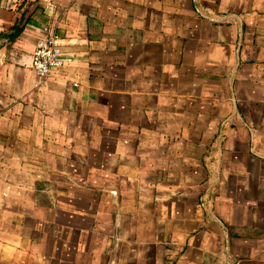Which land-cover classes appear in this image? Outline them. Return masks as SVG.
<instances>
[{
    "label": "crops",
    "instance_id": "1",
    "mask_svg": "<svg viewBox=\"0 0 264 264\" xmlns=\"http://www.w3.org/2000/svg\"><path fill=\"white\" fill-rule=\"evenodd\" d=\"M0 35V264H264V0H0Z\"/></svg>",
    "mask_w": 264,
    "mask_h": 264
},
{
    "label": "built area",
    "instance_id": "2",
    "mask_svg": "<svg viewBox=\"0 0 264 264\" xmlns=\"http://www.w3.org/2000/svg\"><path fill=\"white\" fill-rule=\"evenodd\" d=\"M65 63L66 58L56 35H48L36 41L31 68L41 82L47 80L54 71L63 68Z\"/></svg>",
    "mask_w": 264,
    "mask_h": 264
},
{
    "label": "trees",
    "instance_id": "3",
    "mask_svg": "<svg viewBox=\"0 0 264 264\" xmlns=\"http://www.w3.org/2000/svg\"><path fill=\"white\" fill-rule=\"evenodd\" d=\"M3 38V35H0V39H2Z\"/></svg>",
    "mask_w": 264,
    "mask_h": 264
}]
</instances>
